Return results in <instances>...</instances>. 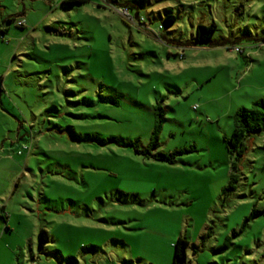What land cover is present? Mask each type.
<instances>
[{
	"label": "rangeland",
	"instance_id": "obj_1",
	"mask_svg": "<svg viewBox=\"0 0 264 264\" xmlns=\"http://www.w3.org/2000/svg\"><path fill=\"white\" fill-rule=\"evenodd\" d=\"M64 1L0 0V264H172L179 237L184 264H264V213L242 227L264 211V133L223 193V137L264 97V0ZM159 103L157 151L195 146L174 164L141 153Z\"/></svg>",
	"mask_w": 264,
	"mask_h": 264
},
{
	"label": "trees",
	"instance_id": "obj_2",
	"mask_svg": "<svg viewBox=\"0 0 264 264\" xmlns=\"http://www.w3.org/2000/svg\"><path fill=\"white\" fill-rule=\"evenodd\" d=\"M90 0H65L63 4L68 5H83ZM132 7V6H129ZM121 9V8H120ZM240 8L239 12H242ZM177 16L174 14H168L164 17L163 23L167 28L173 27L177 23ZM163 26L160 25V28ZM23 28V27H22ZM218 30L216 23L210 24H198L196 26L194 42L196 44H212V39ZM1 36L4 37L6 29H1ZM0 36V37H1ZM238 49V53L244 54L245 49L238 46H234L233 49ZM165 109L162 104L154 106V125L150 138V144L146 150L141 151L142 154L153 158L156 161L166 162L174 164L177 158L183 155L185 152H191L195 149V146H191L190 149L175 150L172 152H159L157 151L159 145L160 134L165 122ZM233 132L230 136H224L223 140L226 145V149L231 156V166L229 173L228 186L223 190V193L235 192L238 189L241 181V161L243 160L247 152V141L257 134L264 133V97L253 102L250 108L240 107L233 115ZM25 138V137H24ZM23 139V137H21ZM24 143H21L20 147L16 151L18 156H23L31 151L32 139L26 136ZM24 145H29V150L23 151L22 154L18 152ZM130 145V144H129ZM156 151V152H154ZM264 211H252L251 215L246 217L242 227L245 228L248 222L257 217ZM41 242H46L48 235L45 230L40 231ZM226 247V245H224ZM189 247V241L186 238L179 237L173 243V261L172 264H184L187 262V249Z\"/></svg>",
	"mask_w": 264,
	"mask_h": 264
},
{
	"label": "built area",
	"instance_id": "obj_3",
	"mask_svg": "<svg viewBox=\"0 0 264 264\" xmlns=\"http://www.w3.org/2000/svg\"><path fill=\"white\" fill-rule=\"evenodd\" d=\"M122 12L126 13V11H124V10H122ZM16 24H17V26L24 27L26 24V21L24 19H19V20H17ZM0 36H1V32H0ZM236 51L238 52V49H236ZM29 149H30L29 145H24L23 148L18 152V154H22L23 151H27Z\"/></svg>",
	"mask_w": 264,
	"mask_h": 264
},
{
	"label": "crops",
	"instance_id": "obj_4",
	"mask_svg": "<svg viewBox=\"0 0 264 264\" xmlns=\"http://www.w3.org/2000/svg\"><path fill=\"white\" fill-rule=\"evenodd\" d=\"M5 27H6V26H5ZM5 29H6V28H5ZM6 33H7V29H6ZM5 35H6V34H5ZM5 35H4V36H5Z\"/></svg>",
	"mask_w": 264,
	"mask_h": 264
}]
</instances>
